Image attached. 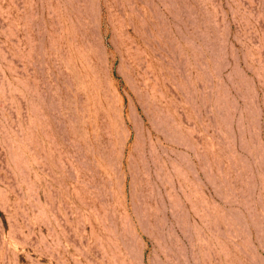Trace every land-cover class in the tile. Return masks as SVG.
Wrapping results in <instances>:
<instances>
[{
	"label": "rangeland",
	"instance_id": "rangeland-1",
	"mask_svg": "<svg viewBox=\"0 0 264 264\" xmlns=\"http://www.w3.org/2000/svg\"><path fill=\"white\" fill-rule=\"evenodd\" d=\"M0 264H264V0H0Z\"/></svg>",
	"mask_w": 264,
	"mask_h": 264
}]
</instances>
